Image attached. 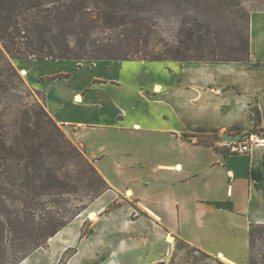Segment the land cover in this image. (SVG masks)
<instances>
[{"label":"crops","instance_id":"0c3cea01","mask_svg":"<svg viewBox=\"0 0 264 264\" xmlns=\"http://www.w3.org/2000/svg\"><path fill=\"white\" fill-rule=\"evenodd\" d=\"M249 30L246 61L14 60L110 186L49 239L50 264H172L175 240L248 264L251 225L264 224V9ZM218 137L259 142L240 153Z\"/></svg>","mask_w":264,"mask_h":264},{"label":"trees","instance_id":"16d2710c","mask_svg":"<svg viewBox=\"0 0 264 264\" xmlns=\"http://www.w3.org/2000/svg\"><path fill=\"white\" fill-rule=\"evenodd\" d=\"M237 6L239 0H0V264H20L80 214L85 207L64 203H69L82 182L94 188L95 198L110 188L85 148L64 137L46 106L42 113L58 131L45 124L43 115L34 117L27 104L10 100V91L16 90L10 80L13 74L24 83L14 60H163L134 55L133 50L149 44L160 19H165L181 24L188 36L168 51L172 59L246 61L250 30L235 48L241 56L219 57L215 55L222 45L209 42L207 34L203 39L196 27L200 12H226ZM105 32L108 37L96 36ZM88 44L97 46L104 56L89 55ZM191 48L213 56L186 55ZM10 109L15 112L11 120ZM70 166L76 167V175L68 171ZM218 206L232 208L229 203ZM258 229L264 230V224L251 225L248 264H264V242L258 250L254 241ZM68 256L60 262L64 264Z\"/></svg>","mask_w":264,"mask_h":264},{"label":"rangeland","instance_id":"374dc122","mask_svg":"<svg viewBox=\"0 0 264 264\" xmlns=\"http://www.w3.org/2000/svg\"><path fill=\"white\" fill-rule=\"evenodd\" d=\"M258 9H264V0H239V6L236 8H233L230 11L223 12L219 9H213V10H207L202 11L199 14V24L196 25L198 29V35H201L204 39V35H209V42L213 41V43H220L222 45L221 50L216 52L215 56L219 57H235V56H241V52H237L235 48L240 45L244 37L248 34L250 29V16L251 12L253 10ZM177 22L173 23L166 21L165 19H160L156 32L152 34L150 38L149 44H140L136 48H134L133 51L137 53H133L134 55L138 56H146V57H153V56H159L162 57L163 60H171L172 56L171 52L175 50L179 45L181 40H188L187 34L181 29V24H176ZM200 24L204 25L202 26V29L200 27ZM96 36L99 38L108 37L109 33H98ZM105 39V38H103ZM98 44H102V41L100 39H97L96 41ZM197 40L195 41L194 47L198 45ZM90 44V43H89ZM88 44V45H89ZM192 46V45H191ZM193 47V46H192ZM98 47L89 45L88 49H90L91 52H89V55L91 53H99L96 51ZM92 50L94 52H92ZM186 55L193 56L198 55L204 56V57H210L213 56V54L210 51H200L196 50L195 48H191L189 51H185ZM101 56H104L102 53L98 54ZM95 59L93 58H85L80 59L81 63L89 64L93 62ZM22 77L24 78V83H21L17 77L14 76L10 78L11 83L16 86V90L10 91V100L11 101H17L23 102L27 104V106L32 110V113L34 117L37 115H43V107L45 108L44 103V95L41 91L33 88L29 82L26 80L25 76L20 72ZM49 112V111H48ZM15 112L13 109H10L8 114V119H13ZM50 116L53 118V116L50 114ZM45 124L49 126L50 128H54L58 131L56 127H54L53 123L50 122L48 117H45ZM11 123V122H10ZM13 124V123H12ZM59 125V124H58ZM59 130L64 132V137L69 138L68 134L65 132L63 127L59 125ZM64 138V139H65ZM71 140V139H70ZM72 141V140H71ZM74 143V142H73ZM75 144V143H74ZM80 149H83L84 147L82 145L76 144ZM76 163L79 162V159L75 160ZM68 171L71 174L76 175V167L70 166ZM85 181V180H84ZM108 190V189H107ZM95 193L94 188L91 186H88L87 182H82V184L79 186L78 192L74 194L71 199H69V203H64V206L67 207H73L74 205L79 207H85L83 211L78 214L75 218H77L79 215H81L80 219L85 218L88 214L90 215L89 208L92 204V202L95 200ZM68 203V205H66ZM63 204V201H62ZM140 213V211H139ZM97 217V215H96ZM75 218L73 220H75ZM72 220V221H73ZM89 225L90 220L87 219L84 221L83 229L85 230L86 234L89 232ZM264 230L258 229L257 232L254 235V241L258 245V250L262 247L264 242ZM175 240V238H174ZM174 249L176 248V253L173 255V263L172 264H229L227 262H224L223 260L215 257H210L201 251L197 250L194 247H191L189 245H186L185 243L181 241L175 240L174 243ZM48 244L45 247H40V251L43 252L42 256L38 257L36 262H31L28 264H50V254L48 251ZM57 250L53 249V252L51 255H54ZM60 264H62L60 262Z\"/></svg>","mask_w":264,"mask_h":264},{"label":"built area","instance_id":"2783aa9c","mask_svg":"<svg viewBox=\"0 0 264 264\" xmlns=\"http://www.w3.org/2000/svg\"><path fill=\"white\" fill-rule=\"evenodd\" d=\"M213 142L217 148H227L234 152L248 153L251 150L253 143H258L259 141L252 138H247L241 144H236L229 140H225L222 137H218L213 139Z\"/></svg>","mask_w":264,"mask_h":264},{"label":"bare ground","instance_id":"6f19581e","mask_svg":"<svg viewBox=\"0 0 264 264\" xmlns=\"http://www.w3.org/2000/svg\"><path fill=\"white\" fill-rule=\"evenodd\" d=\"M91 217L95 218L96 217V214L95 213H92L91 214Z\"/></svg>","mask_w":264,"mask_h":264}]
</instances>
